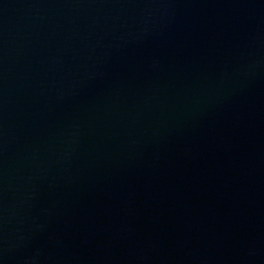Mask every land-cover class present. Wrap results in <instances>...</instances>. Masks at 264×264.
<instances>
[{
	"label": "water",
	"instance_id": "1",
	"mask_svg": "<svg viewBox=\"0 0 264 264\" xmlns=\"http://www.w3.org/2000/svg\"><path fill=\"white\" fill-rule=\"evenodd\" d=\"M0 264H264V0H0Z\"/></svg>",
	"mask_w": 264,
	"mask_h": 264
}]
</instances>
